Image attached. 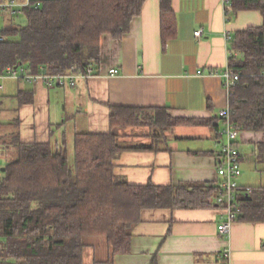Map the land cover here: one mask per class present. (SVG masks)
<instances>
[{
	"label": "crops",
	"instance_id": "0c3cea01",
	"mask_svg": "<svg viewBox=\"0 0 264 264\" xmlns=\"http://www.w3.org/2000/svg\"><path fill=\"white\" fill-rule=\"evenodd\" d=\"M160 4V0H145L140 15L120 39L103 35L97 75L79 80L74 88L49 89L42 83L14 80L2 83L3 166L9 160L6 156L13 154L7 144L12 134L22 143H49L52 148L65 141L72 153L77 134L110 131V107L166 108L173 118L209 120L211 126L172 127L157 151L122 152L114 161V174L135 186L218 185L217 157L225 122L217 114L229 105L219 75L228 66L233 36L261 26L263 17L257 11L233 13L227 0H170L175 34L164 43ZM19 20L20 16L0 10V35L7 23ZM199 30L202 35L195 38ZM113 69L118 74L110 76ZM125 140L151 142L147 137ZM263 143L264 132H239L235 145L243 170L238 180L241 189L264 192V161L258 154ZM214 204L144 210L132 230L129 254L111 258L106 241L91 237L83 264H222L226 248L230 264H264V223L238 219L228 233L221 234L218 226L224 217Z\"/></svg>",
	"mask_w": 264,
	"mask_h": 264
},
{
	"label": "trees",
	"instance_id": "16d2710c",
	"mask_svg": "<svg viewBox=\"0 0 264 264\" xmlns=\"http://www.w3.org/2000/svg\"><path fill=\"white\" fill-rule=\"evenodd\" d=\"M144 1L45 0L38 9L25 7L24 23L10 21L1 31L0 69L27 64L34 72L66 73L83 70L88 61L97 65L101 37L126 34ZM227 1L233 13L263 17L261 26L233 36L228 66L240 74L229 96L231 124L240 132H264V0ZM160 3L165 43L175 34L174 16L170 0ZM149 111L155 117H147ZM165 114L166 108L110 107V131L77 134L72 154L65 141L52 148L22 143L12 134L7 144L13 154L0 168V258L8 264H83L91 237H102L113 258L130 253L132 230L144 210L213 206L219 185L135 186L114 174L122 152H155L172 127L211 126L209 120L169 121ZM135 127L147 128L151 142L122 139L119 131ZM258 154L264 161V143ZM242 195L239 219L264 223L263 190Z\"/></svg>",
	"mask_w": 264,
	"mask_h": 264
},
{
	"label": "built area",
	"instance_id": "2783aa9c",
	"mask_svg": "<svg viewBox=\"0 0 264 264\" xmlns=\"http://www.w3.org/2000/svg\"><path fill=\"white\" fill-rule=\"evenodd\" d=\"M39 3H32L31 0L24 2H16L15 0L0 3V10H6L14 15H23V8L32 7L38 9ZM202 32H194L195 38H200ZM230 39L229 36H227ZM5 38L0 35V43ZM96 65L93 61H88L83 70H72L66 73H49L45 69H40L34 72L33 68L27 64L8 65L0 69V90L3 89L2 83L6 80L24 81L30 84L42 83L47 88H74L79 80H88L97 75ZM118 71L113 69L109 71L110 76H115ZM201 74V72H198ZM223 81V86L231 94V88L235 86L240 78V74L234 72L227 66L219 75ZM231 109L228 105L225 109L218 112L217 116L224 120L225 128L222 132L223 143L217 157L216 172L220 178L218 182L219 193L213 199V202L219 206L224 220L218 226V231L221 234L229 232L231 225L239 219L242 214V207L239 202L241 194H251V189H241L238 180L241 177L240 154L235 145L236 139L239 135V130L234 128L230 122ZM222 264H230V250L224 249L222 252ZM0 264H8V262L0 258Z\"/></svg>",
	"mask_w": 264,
	"mask_h": 264
},
{
	"label": "rangeland",
	"instance_id": "374dc122",
	"mask_svg": "<svg viewBox=\"0 0 264 264\" xmlns=\"http://www.w3.org/2000/svg\"><path fill=\"white\" fill-rule=\"evenodd\" d=\"M20 23H24L25 21V17L22 15L20 16ZM155 112L154 111H149L147 112V117H155ZM166 117H168L169 121L174 119L171 115H169L168 113L165 114ZM188 134L194 133L193 131H188ZM120 136L122 137V139H128V138H132V137H147V135L149 134V131L147 128L145 127H135V128H128L125 131H119ZM70 153V152H69ZM72 154V153H71ZM8 159H11V155L6 156ZM6 158V159H7ZM4 162H6V160L4 159H0V168L3 167ZM241 172L243 173V170L241 168ZM242 175V174H241Z\"/></svg>",
	"mask_w": 264,
	"mask_h": 264
},
{
	"label": "water",
	"instance_id": "95a60500",
	"mask_svg": "<svg viewBox=\"0 0 264 264\" xmlns=\"http://www.w3.org/2000/svg\"><path fill=\"white\" fill-rule=\"evenodd\" d=\"M1 171H4V168H1Z\"/></svg>",
	"mask_w": 264,
	"mask_h": 264
}]
</instances>
